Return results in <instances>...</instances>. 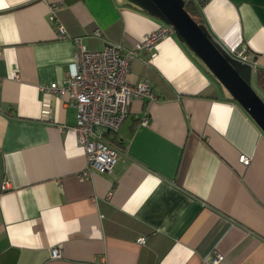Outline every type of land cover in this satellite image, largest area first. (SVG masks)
Segmentation results:
<instances>
[{"label":"crops","instance_id":"crops-1","mask_svg":"<svg viewBox=\"0 0 264 264\" xmlns=\"http://www.w3.org/2000/svg\"><path fill=\"white\" fill-rule=\"evenodd\" d=\"M200 12L233 56L246 49L264 98V0ZM163 24L128 0H0V264H264V131L176 34L131 61L129 82L156 97L108 135L110 172L89 166L75 102L45 89L69 77L74 38L132 49Z\"/></svg>","mask_w":264,"mask_h":264},{"label":"built area","instance_id":"built-area-1","mask_svg":"<svg viewBox=\"0 0 264 264\" xmlns=\"http://www.w3.org/2000/svg\"><path fill=\"white\" fill-rule=\"evenodd\" d=\"M195 1H201L203 6L208 0ZM55 11V7L52 8V19L55 18ZM66 33L65 26L60 23L59 36L67 37ZM172 34H175L173 27L163 24L135 43L132 49L120 44H107L103 49L90 50L81 38H74L76 54L69 64V77L65 84L53 82L45 86L48 92L62 98L69 96L75 102L77 122L72 129L84 148L89 166L99 172H110L118 162L119 149L108 139V135L120 131L134 99L147 101L156 97L147 79L136 84L129 82L131 61L139 57L142 50H153L161 39ZM95 35L101 36V32L96 31ZM234 57L249 61L246 49L237 50ZM13 77L18 79L20 75L15 73ZM141 124L147 125L148 118L144 117ZM240 160L245 165L250 164V158L245 154L241 155ZM140 241L145 243V238H140ZM52 255L57 258L62 252L55 248ZM223 259L224 254L216 253L213 263L218 264Z\"/></svg>","mask_w":264,"mask_h":264},{"label":"water","instance_id":"water-1","mask_svg":"<svg viewBox=\"0 0 264 264\" xmlns=\"http://www.w3.org/2000/svg\"><path fill=\"white\" fill-rule=\"evenodd\" d=\"M164 24L198 57L264 131V98L253 86V65L235 58L186 10L187 0H128Z\"/></svg>","mask_w":264,"mask_h":264},{"label":"trees","instance_id":"trees-1","mask_svg":"<svg viewBox=\"0 0 264 264\" xmlns=\"http://www.w3.org/2000/svg\"><path fill=\"white\" fill-rule=\"evenodd\" d=\"M203 3H205V2H203ZM201 7H202L201 1L200 2H196L195 0H187L186 1V6H185L186 10L199 23H204L203 18L201 16V12H200ZM256 84H257L258 88L264 93V71L259 70L257 72ZM115 146H117V145H115Z\"/></svg>","mask_w":264,"mask_h":264},{"label":"rangeland","instance_id":"rangeland-1","mask_svg":"<svg viewBox=\"0 0 264 264\" xmlns=\"http://www.w3.org/2000/svg\"><path fill=\"white\" fill-rule=\"evenodd\" d=\"M254 88H255V86H254Z\"/></svg>","mask_w":264,"mask_h":264}]
</instances>
